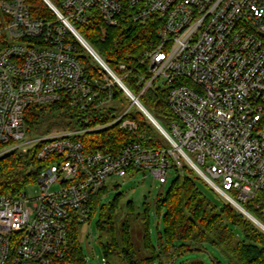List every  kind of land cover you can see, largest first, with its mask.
<instances>
[{"label": "built area", "instance_id": "obj_1", "mask_svg": "<svg viewBox=\"0 0 264 264\" xmlns=\"http://www.w3.org/2000/svg\"><path fill=\"white\" fill-rule=\"evenodd\" d=\"M44 1L52 18L34 15L28 0H0L1 154L37 147L44 164L37 196L0 194V264H60L70 219L88 221L90 201L110 177L140 170L165 184L171 170L183 174L189 166L240 211L250 202L264 213V0ZM151 19L157 35L142 60L119 67L128 77L146 66L137 75L142 92L168 87L175 116L169 129L161 124L168 145L132 141L117 152L85 154L75 135L115 124L135 133L138 122L129 114L141 108L77 25L100 20L105 39L107 27ZM80 45L106 75L87 71ZM117 85L129 106L116 97ZM64 96L85 113L82 128L31 137L29 106Z\"/></svg>", "mask_w": 264, "mask_h": 264}, {"label": "trees", "instance_id": "obj_2", "mask_svg": "<svg viewBox=\"0 0 264 264\" xmlns=\"http://www.w3.org/2000/svg\"><path fill=\"white\" fill-rule=\"evenodd\" d=\"M28 1L32 5L34 15L47 18L54 16L44 0ZM77 28L110 67L123 77L127 86L139 96L142 104L165 128L169 129V124L175 116L167 102L168 87L153 86L142 92L145 84L139 86L137 75L145 71L146 66L140 65L141 71L135 76L128 77H124L125 73L119 67L121 63L129 66L139 64L147 44L156 38L157 22L151 19L146 25H141L126 20L119 27H107L105 39H103L104 25L100 20L93 25L78 24ZM80 51L86 54L83 55V60L90 74L97 76L107 74L82 45ZM123 95L127 98L126 103ZM116 97L121 99L124 106L132 103L120 87L116 90ZM134 107L129 116L138 122V130L135 133L123 130L115 124L99 130L82 132L73 139L82 143L85 154L97 151L117 152L122 145L132 141H141L144 145L153 148L167 146L168 141L158 127L141 109ZM84 116L85 113L71 105L64 96L57 102L29 106L25 120L28 130L38 129L48 119H59V126L74 131L82 128L81 122ZM6 147L7 145L0 140V152ZM36 152L37 147H34L17 148L0 154V194H20L28 184L37 181L44 164L37 158ZM186 168L191 175H185L184 172L178 174L168 191L156 197L157 215L161 216L164 210V230L159 232L157 245L152 240L148 214L142 219L144 248L149 252L144 257L135 249L128 220L122 225L120 238L115 235V217L122 195L118 193L108 204H101L102 198L109 190L105 185L92 197L88 221L100 208L97 225L105 259L118 257L123 264H169L182 253L201 251L207 248L206 246H211L220 252L219 256L211 255L214 264H264V230L229 201L225 200L221 206L210 201L199 187L197 179L216 191L195 170ZM245 206L264 223V213L261 210L250 202ZM128 207L133 209V202L130 201ZM82 224L83 222L75 217L70 219L67 250L60 259V264H92L79 239ZM234 226L240 227L244 236L236 234ZM104 234L110 235V240L103 241ZM107 264L113 263L107 261Z\"/></svg>", "mask_w": 264, "mask_h": 264}, {"label": "rangeland", "instance_id": "obj_3", "mask_svg": "<svg viewBox=\"0 0 264 264\" xmlns=\"http://www.w3.org/2000/svg\"><path fill=\"white\" fill-rule=\"evenodd\" d=\"M90 54V53H88ZM101 69V67H99ZM116 90H119L118 86H115ZM127 102L125 95L122 96ZM136 106L134 107V109ZM59 119H48L38 129L28 130L31 137L36 135H42L52 132H66L70 131L60 125ZM6 148L2 149L0 154L5 151ZM189 167V166H187ZM185 175H191L188 168L184 170ZM178 176L175 170H171L168 173V182L161 184L157 180L150 170H140L138 172H132L128 176L122 178L112 176L107 180L106 185L109 190L108 193L101 200V204H108L109 201L113 200L116 194L120 193L122 196L119 200V209L115 217V235L120 238L122 234V225L125 220L129 221L132 237L135 245V249L141 256H147L148 251L144 248V229H143V217L144 215L149 216L150 220V232L153 243L157 245L159 241V232L164 230V210L162 215H157L156 197L160 193H166L171 183ZM198 185L204 194L216 205H223L225 199L214 192L206 183L202 180L197 179ZM59 184H53L52 190L59 188ZM41 191L40 185L37 183H30L24 190L27 197L32 198L37 196ZM133 202V209L128 207L129 202ZM100 218V208L97 214L93 216L89 221L82 224L79 230V239L83 246L84 252L89 258L92 264H107V261L113 264H123L118 257H110L105 259L100 239V231L97 222ZM235 233L244 236V232L240 227L234 226ZM103 241L110 240V235L104 234ZM201 251H188L179 255L173 262V264H214L211 255L219 256V250L211 246H206Z\"/></svg>", "mask_w": 264, "mask_h": 264}, {"label": "water", "instance_id": "obj_4", "mask_svg": "<svg viewBox=\"0 0 264 264\" xmlns=\"http://www.w3.org/2000/svg\"><path fill=\"white\" fill-rule=\"evenodd\" d=\"M138 100V106L143 110V112L149 117V119L158 127V129L164 133L165 129L161 125V123L154 117V115L142 104V102ZM241 211L246 214L251 220H253L258 226H260L264 230V223L261 222L258 218H256L252 213L245 209H241ZM176 256L173 260L169 262V264H173L174 260L177 258Z\"/></svg>", "mask_w": 264, "mask_h": 264}]
</instances>
